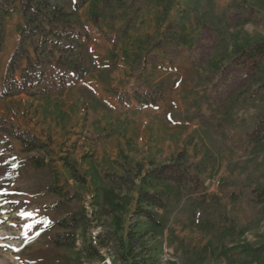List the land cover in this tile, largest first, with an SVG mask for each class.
I'll list each match as a JSON object with an SVG mask.
<instances>
[{
    "label": "rangeland",
    "instance_id": "obj_1",
    "mask_svg": "<svg viewBox=\"0 0 264 264\" xmlns=\"http://www.w3.org/2000/svg\"><path fill=\"white\" fill-rule=\"evenodd\" d=\"M60 1L88 37L87 68L77 78L56 54L42 84L0 96V264H130L118 243L145 226L131 216L139 172L178 157L201 172L192 167L194 181L181 187H156H169L170 205L167 228L147 238L155 263L264 264V144L254 151L248 140L264 90L235 56L264 41V0H100L99 14L96 0ZM22 22L17 3L4 25L0 93ZM146 92L159 100L145 102ZM232 94L235 120L217 129L216 109ZM16 132L47 147L25 152ZM36 159L49 167L36 168ZM77 213L88 219L77 229L56 224Z\"/></svg>",
    "mask_w": 264,
    "mask_h": 264
},
{
    "label": "trees",
    "instance_id": "obj_2",
    "mask_svg": "<svg viewBox=\"0 0 264 264\" xmlns=\"http://www.w3.org/2000/svg\"><path fill=\"white\" fill-rule=\"evenodd\" d=\"M88 0H83V4ZM100 0H96V4L91 6L93 13L99 14L97 5ZM122 7L124 1L116 0ZM20 6V12L23 22L18 28V45L9 60L7 68L6 82L2 89L1 98L12 97L24 93L30 88H36L45 77V71L51 63V59L56 54H60L62 60L66 61L67 67L74 69L77 78H82L86 72L88 63V37L75 28L73 21V13L68 12L62 5L60 0H0V55L5 45V20L11 12ZM131 6V5H130ZM125 33V32H124ZM32 49L34 59L29 55ZM240 62H247L255 70L254 74H260L256 80L260 90H264V41L255 43L250 46L239 48L235 55ZM26 60V65L22 69L21 79H14L13 72L15 68ZM62 83H64V74L59 75ZM159 88V87H157ZM156 88V89H157ZM160 88H162L160 86ZM159 88V90H160ZM145 102L155 103L156 97L146 92L142 95ZM228 105L218 107L219 121L217 129L227 126L234 122V108L237 106L238 99L233 94L227 96ZM13 136L21 141L25 152H33L45 150L47 143L36 138L34 135L29 136L28 132H16ZM249 143L254 151L261 150L259 147L264 144V112L260 115L255 127L248 134ZM182 157L177 158L174 164H167L160 167H153L139 172L140 187L135 200V209L131 216L136 219L144 218L145 226L138 230L136 227L128 229L126 237L121 238L118 243L120 251V259L130 264H156L152 257L151 248L147 246V238L151 235H161L167 228L164 214L169 208V187L157 190V186H165L166 184H174L181 187L182 184L193 182L194 176L191 177L190 169L193 167L197 172V166L182 165ZM64 166L69 170L70 175L77 181L84 180L80 175L74 160L62 157ZM175 163L178 164L175 165ZM36 168L49 167V163L45 160L34 161ZM143 172V173H142ZM264 192V191H263ZM264 196V195H261ZM155 210L163 211L158 214ZM86 216L79 213L73 214L70 220L61 219L56 224L63 229H77L79 226L87 222ZM64 235L58 234L57 237ZM56 245L69 244V241L54 239ZM74 244V243H73ZM73 246V245H72ZM107 247V245H103ZM260 249H254V257L256 260ZM88 258L94 260L103 259L99 251L88 250ZM251 256V255H250ZM264 260V257H262Z\"/></svg>",
    "mask_w": 264,
    "mask_h": 264
},
{
    "label": "snow or ice",
    "instance_id": "obj_3",
    "mask_svg": "<svg viewBox=\"0 0 264 264\" xmlns=\"http://www.w3.org/2000/svg\"><path fill=\"white\" fill-rule=\"evenodd\" d=\"M20 215L25 216V217H30L32 213L21 212Z\"/></svg>",
    "mask_w": 264,
    "mask_h": 264
}]
</instances>
